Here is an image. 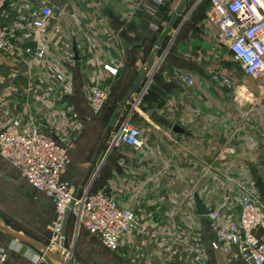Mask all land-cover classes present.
Instances as JSON below:
<instances>
[{
  "label": "crops",
  "instance_id": "1",
  "mask_svg": "<svg viewBox=\"0 0 264 264\" xmlns=\"http://www.w3.org/2000/svg\"><path fill=\"white\" fill-rule=\"evenodd\" d=\"M45 5L53 9L48 18L40 12ZM216 18L209 0H10L0 12L16 44L0 51V130L14 118L40 123L54 137L75 131L78 122L96 120L109 130L83 194L105 189L132 206L136 228L110 250L76 225L79 264L87 258L93 264H251L211 249L216 224L196 206L197 200L207 209L220 204L237 217L249 177L247 149L242 145L234 156L227 146L232 114L215 109L223 100L217 84L233 72ZM186 74L195 85L183 79ZM136 80V91L117 111ZM97 84L109 99L89 121L88 92ZM130 123L142 132L140 150L119 140ZM99 179L100 189L92 191ZM28 185L48 198L53 222L54 200ZM29 192L25 200L40 204ZM38 234L0 223L8 264H38L30 254L43 253L48 260L39 264H61L49 237ZM200 253L203 262L195 259Z\"/></svg>",
  "mask_w": 264,
  "mask_h": 264
},
{
  "label": "built area",
  "instance_id": "2",
  "mask_svg": "<svg viewBox=\"0 0 264 264\" xmlns=\"http://www.w3.org/2000/svg\"><path fill=\"white\" fill-rule=\"evenodd\" d=\"M10 0H0V12ZM162 4L166 0H152ZM216 12V24L222 39L227 43L242 72L255 79L264 96V0H209ZM41 15L48 18L53 9L45 5ZM16 49L14 37L0 24V51ZM27 52H31L28 48ZM111 73L116 69L106 65ZM183 79L195 85L192 76ZM223 82L230 83L228 78ZM109 99V92L100 85L89 89L88 102L93 115L100 113ZM84 123L78 122L75 131L51 136L40 123L24 124L21 119H12L0 130V156L15 167L23 181L36 190L52 198L55 203V218L52 223L51 242L64 248L62 236L63 222L74 199V186L67 178L71 162V134L81 131ZM119 140L134 150L143 146L139 127L126 124ZM247 179L239 197L237 217L224 212L220 204L209 209L206 214L216 224L215 237L211 249L225 253L230 261H246L264 264V201L258 195L252 173ZM264 183V177H261ZM71 219L80 229H84L100 239L110 250H118L122 239L136 228V217L132 206L122 204L105 189L81 193L75 200ZM204 253L197 254L196 261L203 262ZM36 263L48 260L47 253L30 254ZM62 259V256H60ZM7 248L0 247V264H8ZM72 257L62 259V264H70Z\"/></svg>",
  "mask_w": 264,
  "mask_h": 264
},
{
  "label": "rangeland",
  "instance_id": "3",
  "mask_svg": "<svg viewBox=\"0 0 264 264\" xmlns=\"http://www.w3.org/2000/svg\"><path fill=\"white\" fill-rule=\"evenodd\" d=\"M232 63L233 72L225 77L229 79L230 83L222 81V83L217 84L222 89L223 95L221 97L218 94L216 99L221 97L223 100L221 102L218 100V105L215 106V109H225L232 114L233 128L230 137L227 138V146L228 148H231L230 146L233 147L231 150H233L234 156L240 154L242 145L247 149L248 172L253 173L254 168L260 171L261 175L255 183L258 195L264 201V183L263 179H261V176L264 177V96L259 89L258 82L242 72L239 63L234 57L232 58ZM130 124L134 125L133 123ZM70 134L73 141L70 146L71 162L68 167V180L76 191L83 176L89 169L86 182L81 191L83 193L84 189L89 187L92 176L98 167L100 161L98 158L102 154L100 150L104 140L109 138V130H105L94 120L84 125L82 131L74 135ZM238 169L239 167L234 163L233 171L236 172ZM102 183V179L94 180L92 191L100 189L99 186ZM28 190L35 192L41 197L38 200L40 204L25 200L24 196H27V194L32 196ZM50 204L48 198L41 193L39 194L22 181L18 172L0 157L1 225L5 228L16 226L28 232H32L36 228L39 230L38 236L49 237L50 246L53 249L51 251L62 256V259H66L68 256L72 257L70 264H79V262L75 261L76 253L73 241L74 228H76L75 220L71 219L70 221L69 235L67 240H64V248L51 242L53 222L48 221ZM86 264H93V262L87 258Z\"/></svg>",
  "mask_w": 264,
  "mask_h": 264
},
{
  "label": "water",
  "instance_id": "4",
  "mask_svg": "<svg viewBox=\"0 0 264 264\" xmlns=\"http://www.w3.org/2000/svg\"><path fill=\"white\" fill-rule=\"evenodd\" d=\"M139 83H140V80H136L132 86L130 87V89L127 91V93L125 94V96L122 98V100L120 101L119 105H118V108H117V111H119L122 106L127 103L129 101V99L131 98V96L133 95V93L136 91L137 87L139 86ZM178 130V128H177ZM88 173H89V169L87 170V172L85 173V175L83 176L80 184L78 185L76 191H75V195H74V199L73 201L71 202L69 208H68V211L66 213V216H65V219H64V222H63V230H62V236L65 238L66 237V233H67V229H68V226H69V223L71 221V212H72V208L75 204V200L80 196L81 194V191L84 187V184L86 182V179H87V176H88ZM253 179L256 180L258 178V171L256 168L253 169ZM196 206H197V213L198 214H201V215H205V214H209L210 213V210L207 209L200 200H197L196 201Z\"/></svg>",
  "mask_w": 264,
  "mask_h": 264
},
{
  "label": "trees",
  "instance_id": "5",
  "mask_svg": "<svg viewBox=\"0 0 264 264\" xmlns=\"http://www.w3.org/2000/svg\"><path fill=\"white\" fill-rule=\"evenodd\" d=\"M68 175V174H67ZM67 178H68V176H67Z\"/></svg>",
  "mask_w": 264,
  "mask_h": 264
}]
</instances>
